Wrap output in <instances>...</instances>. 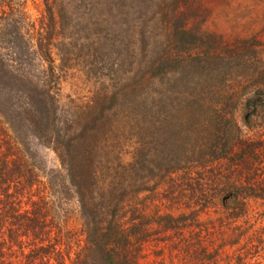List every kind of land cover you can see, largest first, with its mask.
Returning a JSON list of instances; mask_svg holds the SVG:
<instances>
[{"label": "rangeland", "instance_id": "374dc122", "mask_svg": "<svg viewBox=\"0 0 264 264\" xmlns=\"http://www.w3.org/2000/svg\"><path fill=\"white\" fill-rule=\"evenodd\" d=\"M8 3L19 31L25 38H31L32 49L37 48L38 40L42 43V37L49 36L45 55L35 50L31 67L27 66L23 74L29 77L32 86L48 80L56 104L55 125L64 135L90 140L87 151L97 170L100 168L96 174L100 189L113 185V170L105 172L106 168H102L107 165L104 160L113 156V138L121 134L124 141H130L128 132L133 130L126 128H132L129 114L139 108L134 100L130 99L133 102L130 104L113 98V94L134 89L146 93L151 86L163 94V122L156 135L152 129L151 133H134L140 138H132L133 142L127 144L133 156L139 152L152 157L163 153L159 144L163 138V151L175 152L177 142L185 140L190 128H197L198 123L189 118L191 110L187 103L173 100L169 94L181 92L186 96L190 91L208 88L216 92L214 97L209 93L204 105L193 106V115H200L204 127L213 131L212 139L230 136L234 131L230 121H234L242 140L256 142L257 161L251 168L257 172V177L254 176L257 183H264V135L259 130L264 126V102L251 109L245 108L247 103L244 106V100L240 99L264 82V0H9ZM0 6L1 20L3 6L6 13L9 10L4 3ZM46 6L52 10L54 19L61 10L66 16L65 26L60 28L57 22L50 25ZM159 72L163 73L159 82L155 81L154 86L146 83L148 76ZM28 82L23 80L15 86L23 90L29 86ZM224 91L227 98L222 99ZM9 100L14 101L10 96L6 101ZM0 106L4 110V116H0L3 122L11 113L7 106ZM248 112L254 114L248 115L245 122L242 116ZM8 132L11 133L9 129ZM18 134L16 142L24 148L27 162L40 179L35 186L49 219L46 228L49 226L50 236L59 232L64 244L58 250L62 256L72 257L81 245L83 221L74 186L67 181L64 167H60L45 140L30 138L28 133ZM239 148L234 147L232 154ZM148 164L149 169L144 167L132 179L133 203L140 199L148 202L155 181L158 191L163 188L152 161ZM230 167L234 184L243 183V177L252 170L241 163ZM27 200V195L18 197L13 207L17 211L28 208ZM231 202L232 197L225 201ZM246 207L264 210V205L250 197ZM149 210L143 208L145 213H150ZM260 222L258 225L264 224V220ZM29 240L27 237L25 244ZM20 248L14 247L3 255L0 264H21Z\"/></svg>", "mask_w": 264, "mask_h": 264}, {"label": "trees", "instance_id": "16d2710c", "mask_svg": "<svg viewBox=\"0 0 264 264\" xmlns=\"http://www.w3.org/2000/svg\"><path fill=\"white\" fill-rule=\"evenodd\" d=\"M8 1L0 0L9 10L6 13L3 6L0 20V105L11 113L7 120H0V262L14 247H21V264H264V224L258 225L264 220V210L246 207L248 197L264 205V183H257V172L251 168L257 161L256 142L242 140L234 121H230L234 127L230 136L212 139L213 131L204 127L200 115H193V106L204 105L209 93L214 97L216 92L201 88L186 96L181 92L169 94L173 100L187 103L189 118L198 127L192 126L187 138L177 142L175 152L163 151L165 139H160L163 153L153 157L145 152L133 156L127 144L132 138H140L134 133H151L152 129V134H157L164 118L163 94L152 86L146 93L139 89L115 92L113 98L130 104L132 99L139 108L129 114L132 128H126L133 130L128 132L130 141H124L121 134L113 138V156L104 160L108 166H102L105 172L113 170V185L102 190L96 177L100 168L97 170L87 151L90 140L64 135L55 125L56 104L48 80L32 86L23 74L27 66L31 67L35 50L45 55L49 36L42 37V43L38 40L37 48L32 49L31 38L19 31ZM46 13L50 25L57 22L60 28L65 26L66 16L61 10L57 19L48 6ZM159 74H149L146 83L154 86L163 75ZM23 80L29 86L16 88ZM257 87L240 98L244 106L247 103L245 108L260 107L264 102V82ZM225 92L220 95L222 99L227 98ZM9 96L14 101H6ZM231 98L228 93V100ZM3 114L0 106V116ZM253 114L248 112L242 118L246 122ZM259 130L264 135V126ZM18 133L45 140L74 186L83 221L81 245L72 257L62 256L58 250L64 244L59 232L50 236L49 226L46 228L49 219L35 186L40 179L27 162L24 148L16 142ZM236 146L239 151L232 154ZM149 161L163 188L158 191L155 181L148 202L140 199L133 203L132 179L144 167L149 169ZM236 163L252 169L241 184L232 183L230 166ZM24 195L29 207L17 211L13 202ZM230 197L232 202L226 204ZM143 208H149L150 213ZM27 237L30 240L25 244Z\"/></svg>", "mask_w": 264, "mask_h": 264}]
</instances>
